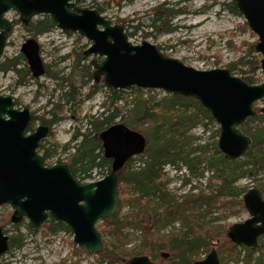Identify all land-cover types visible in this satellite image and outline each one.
I'll list each match as a JSON object with an SVG mask.
<instances>
[{
    "label": "trees",
    "instance_id": "16d2710c",
    "mask_svg": "<svg viewBox=\"0 0 264 264\" xmlns=\"http://www.w3.org/2000/svg\"><path fill=\"white\" fill-rule=\"evenodd\" d=\"M186 2L165 1L156 6L147 16L149 28L159 34L175 32L178 28L170 22L186 14L180 8ZM95 7L101 14L102 8L99 5ZM228 9L233 15L240 16L233 2L229 3ZM15 24H19V21H15ZM23 30L37 37L51 33L55 30V24L49 16H41L23 25ZM254 48V45H250L245 54L247 58L240 56L226 67L231 74L238 73L239 78L248 85L261 82L256 76L257 72L263 75L260 71V56ZM69 57L74 60L68 66L67 74L59 76L44 66V77L54 83V89L44 106L49 110L38 117L31 114L27 132H33L37 121L51 131L63 121L66 113L79 116L83 104L102 89L105 99L101 103L100 112L86 115L82 119L74 116L76 121L84 123V129L75 132L71 142L62 146L50 140L40 143L37 152L44 159L45 166L60 150L62 154H68L64 165L68 166L76 182L86 184L92 180L94 173L107 175L111 162L103 157L100 136L117 120L129 129L140 132L147 141L144 154L137 158L139 165L133 167L129 160L118 175V209L115 216L102 220L96 227L102 239L97 264H125L134 256H146L157 264H192L201 260L212 248L216 249L220 264H264L262 238L255 249L238 247L227 237L226 226L206 223V218L213 214L218 215L213 221H218L225 219L218 218L220 215H232L243 210L242 196L249 188L237 184L243 179L256 182V177L264 174V112H256L254 118H249L238 128L250 141L244 155L247 162L229 160L218 150V128L212 133L213 142L192 147V131L201 127L206 134L215 125L210 114L197 100L171 94L157 98L137 88L130 89L133 97L129 100L127 91L105 89L101 81H94L91 65L87 63L82 49L77 52L74 49ZM25 62L21 54L4 58L0 60V74L12 73L17 79V86H26L35 78L31 76ZM89 81L94 84L87 88ZM19 105L15 100V106ZM255 123L257 125L252 127L251 124ZM166 167L176 170L184 168L193 177L204 178L205 174L210 176L204 189L191 187L180 199H175L167 188ZM259 183L253 188L264 199V182L261 180ZM184 184L190 183L185 181ZM129 207L134 210L132 218L122 215L123 210ZM161 207L163 214L160 213ZM9 222L10 218L7 217L6 224ZM131 223L141 232L140 249L126 248L129 242L123 230ZM174 223H179L180 227H172L166 234H159L164 226ZM26 228L29 232H35L29 226ZM42 228L47 236L59 232L70 233L65 225L50 217ZM24 242L23 236H12L9 238V249L20 250ZM80 250L87 256L84 250Z\"/></svg>",
    "mask_w": 264,
    "mask_h": 264
},
{
    "label": "water",
    "instance_id": "95a60500",
    "mask_svg": "<svg viewBox=\"0 0 264 264\" xmlns=\"http://www.w3.org/2000/svg\"><path fill=\"white\" fill-rule=\"evenodd\" d=\"M85 0H0V59L6 47L11 22L9 12L18 14L27 25L33 18L48 15L62 32L78 33L89 42L84 55L102 58L92 62L95 82L102 79L106 89L158 90L166 94L193 98L219 127L217 147L229 160H238L248 151L250 141L239 127L256 112L253 106L264 99V81L248 85L232 76L227 69L198 71L182 62L163 56L158 49L143 42L132 45L122 27L112 25L95 10L79 8ZM256 35V54L261 56L264 72V0H230ZM33 78L44 75L40 47L33 38L20 47ZM31 123L28 108L17 109L13 97L0 95V206L12 209L10 222L28 221L29 228L41 227L50 217L65 225L73 243L89 255L102 250L101 235L96 225L115 216L118 209V175L126 163L146 150V138L116 123L100 136L102 154L111 162L110 172L102 179L80 184L68 166L44 165L37 153L49 128L39 125L26 133ZM249 218L228 227L227 237L236 246L255 249L264 236V199L252 188L242 196ZM9 250V238L0 227V264ZM125 264H157L146 256H134ZM192 264H220L215 248L203 260Z\"/></svg>",
    "mask_w": 264,
    "mask_h": 264
},
{
    "label": "rangeland",
    "instance_id": "374dc122",
    "mask_svg": "<svg viewBox=\"0 0 264 264\" xmlns=\"http://www.w3.org/2000/svg\"><path fill=\"white\" fill-rule=\"evenodd\" d=\"M165 1L175 3L178 0H132L127 2L119 0H95V2L93 0H85L78 6L86 9L94 8L96 10L95 6L99 5L102 8L101 14L103 17L112 24L123 28L125 34L128 35L127 39L129 43L140 45L143 42H147L155 46L163 55L178 60L185 66L198 71L227 69V65L236 62L240 56L247 58L245 55L247 48L250 45L255 46L257 42L256 35L251 32L244 18L241 15H233L229 11V0H187L186 3L180 6L186 14L178 16L170 22L172 26L178 29L170 34H159L149 28L150 21L147 19V16H149L148 14L151 10ZM6 18L12 23V28L0 60L19 55L21 45L28 38H34L40 46V56L43 65L50 72L61 76L62 74H67V68L74 60V58L69 57L72 51L74 49L76 52L80 49L85 51L89 45V42L78 33L62 32L56 28L51 33L34 37L23 30L22 23L15 24V21H19L17 13L9 12ZM40 18L41 16H38L32 21ZM132 34L134 35L132 36ZM101 61L102 58L98 57L87 58L88 64L91 62L100 63ZM25 64L27 66L26 62ZM262 73L263 75H259L258 72L256 73L261 82L264 81V72ZM232 74L235 77H239V74L236 72H232ZM16 82L17 79L12 73L0 74V95L12 96L20 104L17 106L18 109L28 108L30 113L35 117L49 110L45 109L44 106L54 89V83L51 80L42 76L31 81L26 86H17ZM93 84L92 81H89L87 88H90ZM126 91L129 96L128 99L131 100L133 97L131 91ZM148 92L150 95L157 96V98L164 95L160 91ZM104 99L105 94L102 89L83 104L79 110V116L66 113L62 119L63 121L50 129L51 131H49V134L43 141L50 140L60 146L71 142L72 135L84 129L82 125L84 123L76 121L74 116L82 119L86 115H94L100 112V106ZM253 108L257 113L264 112V99L255 104ZM119 122L120 120L116 121V123ZM39 125L37 121L34 124L33 131ZM255 125L257 123L251 124L252 127H255ZM216 128L218 126L213 125L209 129V133L204 134L202 128L197 127L190 133L193 141L192 147L195 148L201 144L213 142L211 136ZM67 157L68 154H62L59 150L55 158L47 161L46 164L48 167L56 164H65ZM139 157L131 159V166L136 167L139 165L137 159ZM58 161L61 163H58ZM237 162H247V159L242 157ZM104 176L106 175L94 173L92 174V180L87 181L86 184L98 181ZM209 176L205 174L204 178H198L191 176L184 168L179 170L172 167L165 168V178L168 180L167 188L170 195L175 197V199H180L191 187L204 189ZM256 179V182L243 179L237 185L248 186L251 189L259 185V181L262 180L264 182V174L258 175ZM185 181H188L190 184L185 185ZM162 212L163 208L160 210L161 214H163ZM133 213L134 210H132V207H129L123 210L122 215L132 218ZM11 214L12 209L9 205L0 206V227H3L8 238L21 235L24 237L25 242L20 250L10 248L2 258L3 264H97L96 258L98 256H92L88 253L86 256L80 250L82 248L73 243L71 232H59L54 236H47L42 226L36 229L31 228L35 232H29L26 228L28 227V221L25 219L16 225L11 224V222L6 224L7 217L10 218ZM217 216V214L208 216L206 223L220 224L228 228L232 224L241 223L249 218L245 209L237 211L232 215H220L218 218L225 219L213 221ZM133 225L131 223L130 226L125 227L123 230L127 243L129 242L126 245L128 250L140 249L142 242L140 230ZM172 227L179 228L180 225L179 223H174L173 225L164 226L159 231V234H166ZM262 242H264V237L262 238ZM205 256L203 255L201 258L203 259Z\"/></svg>",
    "mask_w": 264,
    "mask_h": 264
},
{
    "label": "bare ground",
    "instance_id": "6f19581e",
    "mask_svg": "<svg viewBox=\"0 0 264 264\" xmlns=\"http://www.w3.org/2000/svg\"><path fill=\"white\" fill-rule=\"evenodd\" d=\"M11 25H12V23H11ZM56 165H59V164H56ZM99 254H100V253H99ZM99 254H98V255H99ZM98 255H96V256H98ZM1 263H2V259H1ZM2 264H3V263H2Z\"/></svg>",
    "mask_w": 264,
    "mask_h": 264
}]
</instances>
